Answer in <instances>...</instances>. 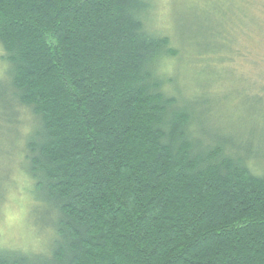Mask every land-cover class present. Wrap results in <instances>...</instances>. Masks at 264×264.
<instances>
[{
	"label": "trees",
	"instance_id": "obj_1",
	"mask_svg": "<svg viewBox=\"0 0 264 264\" xmlns=\"http://www.w3.org/2000/svg\"><path fill=\"white\" fill-rule=\"evenodd\" d=\"M152 8L0 0L10 110L32 116L24 169L50 222L44 251L0 246V264H264V170L173 88Z\"/></svg>",
	"mask_w": 264,
	"mask_h": 264
},
{
	"label": "rangeland",
	"instance_id": "obj_2",
	"mask_svg": "<svg viewBox=\"0 0 264 264\" xmlns=\"http://www.w3.org/2000/svg\"><path fill=\"white\" fill-rule=\"evenodd\" d=\"M152 2V29L169 36L178 52L163 62V70L175 79L173 88L182 92V98L201 100L199 110L206 127L232 135L234 143L250 154L251 169L261 173L264 0ZM207 46L217 49L205 51L210 49ZM1 50L0 246L42 252L48 246L50 222L35 211L39 209L34 208L37 204L33 200V183L24 169V143L32 116L21 105L14 107L17 118L10 110L7 65Z\"/></svg>",
	"mask_w": 264,
	"mask_h": 264
}]
</instances>
